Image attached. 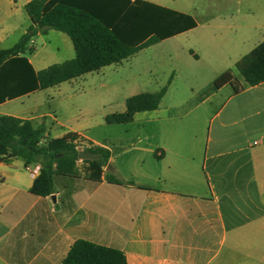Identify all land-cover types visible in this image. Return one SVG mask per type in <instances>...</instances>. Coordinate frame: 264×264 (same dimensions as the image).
<instances>
[{
  "label": "crops",
  "instance_id": "obj_1",
  "mask_svg": "<svg viewBox=\"0 0 264 264\" xmlns=\"http://www.w3.org/2000/svg\"><path fill=\"white\" fill-rule=\"evenodd\" d=\"M30 1L0 0V41L26 31ZM141 1L194 20L195 27L170 38L198 37L200 49L188 57L211 74L207 86L223 72L233 76L199 102L211 110L205 146L174 130L151 144L105 145L53 117L63 131L50 137L46 127L43 142L74 132L120 151L100 181L88 179L78 160L77 175H56L54 193L44 197L30 193L35 177L26 166L33 164L0 160V264H60L77 240L121 250L126 264H264V82L249 86L236 69L264 39V0ZM29 43L33 67L37 53ZM35 107L0 115L46 126L50 115L28 111ZM107 174L124 183L108 182Z\"/></svg>",
  "mask_w": 264,
  "mask_h": 264
},
{
  "label": "trees",
  "instance_id": "obj_2",
  "mask_svg": "<svg viewBox=\"0 0 264 264\" xmlns=\"http://www.w3.org/2000/svg\"><path fill=\"white\" fill-rule=\"evenodd\" d=\"M24 10L29 27L12 47L0 49V104L119 63L143 48L195 27L191 17L141 0H31ZM49 30L62 32L70 39L74 56L35 71L25 56L27 44L37 33ZM236 69L249 86L264 82V39L240 58ZM232 80L229 71L221 73L206 94ZM168 84L169 80L156 92L128 97L125 111L106 115L104 122L126 124L136 113L157 109ZM45 131L44 122L34 124L0 115V160L20 158L27 165L38 164L39 174L30 187V193L37 196L54 193L56 175H77L79 152L97 156L82 159V171L88 179L100 181L102 169L120 151L95 145L74 132L43 142ZM105 178L110 183H124L112 174ZM60 264H126V259L121 250L77 240Z\"/></svg>",
  "mask_w": 264,
  "mask_h": 264
},
{
  "label": "rangeland",
  "instance_id": "obj_3",
  "mask_svg": "<svg viewBox=\"0 0 264 264\" xmlns=\"http://www.w3.org/2000/svg\"><path fill=\"white\" fill-rule=\"evenodd\" d=\"M18 35L0 41V49L12 47ZM36 59L33 67L39 70L74 56L70 39L62 32L49 30L32 38ZM198 37L179 35L143 48L134 55L89 72L54 87L40 90L29 97L11 100L0 106V113H15L24 107H35L31 113H47V131L56 137L63 129L55 124L61 121L68 128L79 131L105 145L129 147L165 140L164 131L174 130L188 144L203 149L210 127V107L199 104L210 83L200 63L190 59L189 51L199 50ZM32 57L30 54H25ZM158 110L139 112L127 124L104 122V117L125 111L128 97L143 92H156L167 84ZM207 109L203 120L198 113ZM214 121L211 122L213 136ZM164 134V135H163ZM161 135V137L159 136ZM81 160V159H79ZM83 169L85 164L82 162Z\"/></svg>",
  "mask_w": 264,
  "mask_h": 264
},
{
  "label": "built area",
  "instance_id": "obj_4",
  "mask_svg": "<svg viewBox=\"0 0 264 264\" xmlns=\"http://www.w3.org/2000/svg\"><path fill=\"white\" fill-rule=\"evenodd\" d=\"M32 177H36L39 174L40 166L38 164H33L32 166H26Z\"/></svg>",
  "mask_w": 264,
  "mask_h": 264
},
{
  "label": "water",
  "instance_id": "obj_5",
  "mask_svg": "<svg viewBox=\"0 0 264 264\" xmlns=\"http://www.w3.org/2000/svg\"><path fill=\"white\" fill-rule=\"evenodd\" d=\"M78 158L79 159H96L97 156L91 155L90 153L87 152H79L78 153ZM52 200H54V197L52 196Z\"/></svg>",
  "mask_w": 264,
  "mask_h": 264
}]
</instances>
